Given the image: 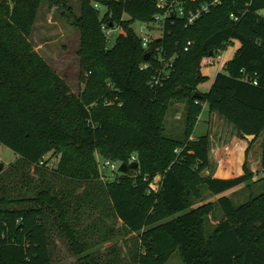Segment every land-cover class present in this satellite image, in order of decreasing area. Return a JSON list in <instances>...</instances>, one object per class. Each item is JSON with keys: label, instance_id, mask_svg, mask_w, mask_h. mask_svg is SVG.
<instances>
[{"label": "trees", "instance_id": "obj_1", "mask_svg": "<svg viewBox=\"0 0 264 264\" xmlns=\"http://www.w3.org/2000/svg\"><path fill=\"white\" fill-rule=\"evenodd\" d=\"M43 1L0 0V145L17 157L7 177L22 170L20 182L0 179V264H53L50 222L82 264H167L175 251L182 264H264V187L240 205L223 196L252 171H264V0H224L189 27L183 18L162 19L156 0H81L76 24L88 76L76 96L29 45ZM133 22L160 25L162 36L144 47ZM117 27L109 46L108 32ZM232 40L239 49L200 94L201 62ZM173 99L188 104L183 142L162 134ZM203 105L247 143L236 178L201 176L209 167V135L189 139ZM133 154L135 175L103 180L102 169L129 165ZM193 181L218 197L222 216L212 231V205L201 213L187 200L198 196ZM118 233L136 236L130 248L125 244L126 257L114 244L103 260L99 248Z\"/></svg>", "mask_w": 264, "mask_h": 264}, {"label": "rangeland", "instance_id": "obj_2", "mask_svg": "<svg viewBox=\"0 0 264 264\" xmlns=\"http://www.w3.org/2000/svg\"><path fill=\"white\" fill-rule=\"evenodd\" d=\"M81 0H45L41 3L37 17L34 21L33 29L31 35L28 39L29 45L41 59H43L50 68L67 84L71 93L75 96L79 95L85 85V78L88 73L85 74L81 70V56L79 54L81 50V32L77 27L76 19L80 15ZM128 19V17H126ZM148 26L140 22H133L132 28L139 37H143L142 31L148 40L160 38L162 36V28L160 25H150ZM119 33V32H118ZM117 32H114L109 39V46H112L115 39L118 36ZM240 43L237 40H232L226 48L223 50L222 61L215 60L212 65L205 64L204 61L201 62V73L205 77L204 81L199 85L197 91L200 94H205L211 87L213 80L217 73H223L225 71V65L228 61H231L239 49ZM204 106V105H203ZM188 104L186 100L173 99L170 101V105L167 109V114L163 123V136L173 139L175 141L183 142L185 139L186 130V119H187ZM201 119H198L197 124L193 128V132L189 140H195L206 134L211 137L209 138V150H212L213 140L217 144V139L219 136L222 141L219 149L221 151L215 150L211 153L209 157V167L201 176H211L217 179H233L238 175V168L244 162V147H237L234 144L236 141V134L229 123L221 120V117L214 114L208 119L207 106L202 109ZM206 121V122H205ZM234 140V141H232ZM238 143V142H237ZM234 144V145H233ZM247 146V143H246ZM229 148V152L225 151V148ZM230 147H232L230 149ZM247 149V147H246ZM232 150V152H231ZM213 152V151H212ZM221 152V153H220ZM136 154V153H135ZM133 154L130 158L128 164L132 162L137 163L136 155ZM211 157V158H210ZM96 158L99 165L104 162L100 157V154L96 152ZM17 157L8 148L0 145V163L4 164V168L0 171V179L5 178L6 182L17 183L21 179V171H18L15 175L7 177L10 173V165L16 161ZM214 159V160H213ZM216 159V160H215ZM221 160V161H220ZM220 162V166L217 162ZM57 163L53 160L52 164ZM117 163V164H116ZM122 164V162H115V169L105 168L104 170L100 167V170L105 178L103 180H117L120 178L121 174L117 172V169ZM131 174H134L133 170H130ZM19 174V175H18ZM129 175V174H128ZM29 177H35V173L31 170ZM161 177L156 176L151 184L152 188L155 189L157 183L160 181ZM196 182L192 188L198 192V196L193 198V196L188 197V201L191 204L190 207L193 210H199L201 213L204 210V206H211L212 211L208 215V220L206 223V228L212 231L216 226L217 222L220 220L222 213L216 204L218 199L217 196H212L205 189L199 181ZM264 187V171L257 173L252 171L249 173L248 181L235 189L228 191L223 194V196L228 197L235 205H240L247 202L250 198L258 195ZM156 191V190H154ZM76 196L81 194V190H75ZM90 212V209L87 211ZM91 215L93 218L96 217L97 212L91 210ZM98 216V215H97ZM109 227H113L114 230L121 228L120 223L114 222L110 219L103 218ZM88 224L90 221H82ZM49 229L51 230V235L53 239V247L51 253L53 255V264H82L81 258L79 256L73 255L69 247L62 241L59 234H57L56 227L50 222ZM104 232V229H100L96 235H100ZM93 235V239L97 240V236ZM136 236L124 237V234L118 233L116 236L112 237L109 243L104 244V246L99 251V256H102L103 260L110 258L108 250L111 245H117L121 250H123L122 258L126 257V248L132 246V240ZM167 264H182L180 255L178 251H175L168 259Z\"/></svg>", "mask_w": 264, "mask_h": 264}, {"label": "built area", "instance_id": "obj_3", "mask_svg": "<svg viewBox=\"0 0 264 264\" xmlns=\"http://www.w3.org/2000/svg\"><path fill=\"white\" fill-rule=\"evenodd\" d=\"M195 1L196 0H185V1H181V0H156V3L160 9H162V10L164 9L165 13L162 16V19H163V17H164V19L165 18H172V17L173 18L174 17L175 18L176 17L177 18H183L185 20V27H189V26L193 25L203 14H207L210 7H215V6L220 5V4H222V2L224 0H210L209 3L201 5L200 7L195 8V9L184 8V5L186 4V2L194 3ZM239 14H241V12ZM259 14L261 17L264 18V11L260 12ZM230 19L233 22H237L239 20V15L232 13V14H230ZM114 32L118 33L119 28L117 27L116 29L108 32V36L110 37V39H111V35ZM142 33H143V37H140V38L142 40L143 46L146 47L149 40L146 38V36L144 34V30L142 31ZM191 45H192V43L190 41H188L185 45L184 52H187ZM222 53L223 52H218L216 56H210V57L206 58L204 60L205 64L212 65L215 60L220 61V63H221V61H222V55L221 54ZM245 80L247 81L248 79H245ZM252 83H253V85H257V83L255 81ZM105 165H108V163H105ZM111 167L113 169H115V165H112ZM153 190H157V186Z\"/></svg>", "mask_w": 264, "mask_h": 264}, {"label": "water", "instance_id": "obj_4", "mask_svg": "<svg viewBox=\"0 0 264 264\" xmlns=\"http://www.w3.org/2000/svg\"><path fill=\"white\" fill-rule=\"evenodd\" d=\"M212 55V54H210ZM151 56V53L149 51H147L145 54H144V61L147 62L149 60ZM196 98H200V95L198 93H196L194 95ZM4 168V164L0 163V171H2V169ZM137 168V163L136 162H132L130 163L129 165L125 164V163H122L119 168L117 169V172L119 174H122V175H126L128 173L129 170H134Z\"/></svg>", "mask_w": 264, "mask_h": 264}, {"label": "crops", "instance_id": "obj_5", "mask_svg": "<svg viewBox=\"0 0 264 264\" xmlns=\"http://www.w3.org/2000/svg\"><path fill=\"white\" fill-rule=\"evenodd\" d=\"M205 107V105L203 106V108ZM214 114H212V115H210V116H208V119L209 118H211L212 116H213ZM200 119H201V117H200ZM222 120V119H221ZM223 121V120H222ZM206 122V121H205ZM210 139H211V137H209ZM222 141H225L224 139L222 140L221 139V137L219 136V138L217 139V144H215V141L213 140V144H212V150H209V155H211L210 154V152L211 153H214L215 152V150H217V148H218V151H221L222 149H219V146H222V148L224 147L223 145H221L222 143ZM232 141H234V140H232ZM238 142V143H237ZM234 144H237L238 146L237 147H239V148H241V147H244V145H245V150H246V142L245 141H243V140H240V139H238L237 137H236V141L234 142ZM233 144V145H234ZM232 147H230V149H231ZM215 149V150H214ZM213 151V152H212ZM225 151L226 152H229L230 150H229V148L228 147H226L225 148ZM231 152H232V150H231ZM221 153V152H220ZM211 158V157H210ZM214 160V159H213ZM216 160V159H215ZM221 161V160H220ZM217 165L218 166H220V162L218 161L217 162Z\"/></svg>", "mask_w": 264, "mask_h": 264}]
</instances>
